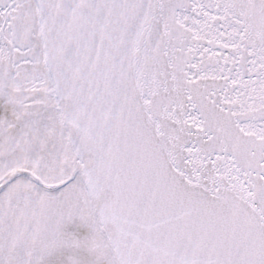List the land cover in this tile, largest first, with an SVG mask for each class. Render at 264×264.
I'll use <instances>...</instances> for the list:
<instances>
[{
  "label": "snow or ice",
  "instance_id": "1",
  "mask_svg": "<svg viewBox=\"0 0 264 264\" xmlns=\"http://www.w3.org/2000/svg\"><path fill=\"white\" fill-rule=\"evenodd\" d=\"M0 264H264V0H0Z\"/></svg>",
  "mask_w": 264,
  "mask_h": 264
},
{
  "label": "water",
  "instance_id": "2",
  "mask_svg": "<svg viewBox=\"0 0 264 264\" xmlns=\"http://www.w3.org/2000/svg\"><path fill=\"white\" fill-rule=\"evenodd\" d=\"M0 115H2V113H0Z\"/></svg>",
  "mask_w": 264,
  "mask_h": 264
}]
</instances>
